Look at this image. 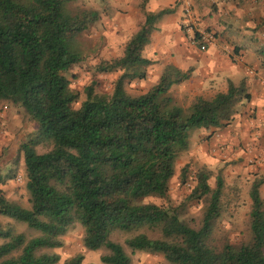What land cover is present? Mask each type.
<instances>
[{"label":"trees","instance_id":"1","mask_svg":"<svg viewBox=\"0 0 264 264\" xmlns=\"http://www.w3.org/2000/svg\"><path fill=\"white\" fill-rule=\"evenodd\" d=\"M77 1L0 0V101L22 106L38 124L20 144L28 206L6 200L0 191V216L33 235L0 225V264H57L59 255L52 251L75 224L83 227L87 249L105 250L102 264H131L125 247L131 254L161 253L169 264H264L262 179L248 194L250 241L239 246L227 242L218 249L211 243L224 187L220 174L211 187V172H196L187 199H206L196 227L181 218L178 207L143 201L166 195L193 129L227 126L238 105L250 101L244 82L228 80L223 92L196 95L184 109L168 90L188 73L169 64L145 92L127 94L124 81L144 78L152 63L143 49L154 21L168 12L161 9L145 13L122 57L99 66L122 71L112 92L96 94L87 85L85 99L74 108L78 94L65 73L83 57L77 36L98 17L93 9L72 8ZM259 54L264 72V46ZM37 145L46 149L37 152ZM120 234L127 236L123 244L113 240ZM82 256L63 264H80Z\"/></svg>","mask_w":264,"mask_h":264},{"label":"rangeland","instance_id":"2","mask_svg":"<svg viewBox=\"0 0 264 264\" xmlns=\"http://www.w3.org/2000/svg\"><path fill=\"white\" fill-rule=\"evenodd\" d=\"M72 8L93 9L98 14L97 19L76 38L82 52V60L69 67L65 73L69 88L78 94V99L72 104L77 108L86 97L84 87L87 85H90L96 94L112 92L113 85L122 71H100L99 66L105 61L122 57L124 46L143 23L146 12H156L161 8L169 9V7L166 0H147L145 3L143 0H78ZM163 17L174 18L172 12L163 15L154 22V28ZM169 33L172 38H176V30L172 29ZM182 33L184 35L183 31ZM157 53L163 54L159 49L154 52ZM258 56V63H255V56L247 59L246 62L236 57L238 60L233 59V62L240 63L245 67L244 70L254 68V72L260 71L261 76H264L260 54ZM153 63L155 62L152 60V63L145 68L144 78L124 81L123 88L127 94L143 93L156 83L158 79L152 70L157 65ZM162 70H159V75ZM192 84L194 82L190 84L188 81H183L172 85L168 90L175 102L184 109H188L195 98ZM263 85L261 89H264ZM246 103L238 105L237 113L227 126L204 128L201 133L194 136L191 131L186 150L180 152L174 162V175L169 180L166 195L143 199L147 202L178 207L181 218L196 227L200 223L206 204L204 197L187 199L196 184V172L203 167L209 170L211 175L208 181L211 187H215V177L220 174L224 187L220 194V214L211 235V243L218 249L227 242L239 246L250 241L248 215L251 203L248 194L251 184L257 178L264 181V116L257 115L255 111L254 124L252 114L246 110ZM37 129V122L22 106L9 100L0 101V191L6 200L22 207L28 206V191L20 144L32 137ZM219 129L226 130L219 133ZM45 149L41 145L35 146L37 152H43ZM184 168L186 174L182 177L181 171ZM260 196L264 203V182L260 186ZM8 223L14 225L17 232L25 233L28 237L33 235L24 224L0 216V225L5 226ZM83 233V227L75 224L62 237V247L52 251L59 255L57 264H63L77 254L83 255L80 264H102L99 256L105 250L87 249L83 244ZM126 237L124 234L114 235L113 240L123 244ZM125 251L131 256V264H169L161 253L136 251L131 254L127 247Z\"/></svg>","mask_w":264,"mask_h":264},{"label":"crops","instance_id":"3","mask_svg":"<svg viewBox=\"0 0 264 264\" xmlns=\"http://www.w3.org/2000/svg\"><path fill=\"white\" fill-rule=\"evenodd\" d=\"M191 1L198 27L212 31L216 37L215 44L201 51L197 43L189 42L179 29L181 13L178 3L166 0L169 9L161 8L168 10L163 15L172 12L174 18L163 17L156 24L148 44L144 46L143 56L152 59L155 62L153 65H157L152 70L157 79L159 70L169 64L181 72L187 71L185 82H194L191 86L194 87L193 96L211 98L226 89L228 80L235 85L243 81L251 96L246 103V110L252 114L255 124V111L257 115L264 116V89H261L264 76H261L260 71L255 73L254 68L244 70L245 67L240 63L233 62V55L245 62L255 56V63H258V55L264 46V0ZM172 29L176 30V38L170 36ZM157 49L163 54H154ZM202 129H194L192 136L201 133ZM225 130L219 129L218 132Z\"/></svg>","mask_w":264,"mask_h":264},{"label":"built area","instance_id":"4","mask_svg":"<svg viewBox=\"0 0 264 264\" xmlns=\"http://www.w3.org/2000/svg\"><path fill=\"white\" fill-rule=\"evenodd\" d=\"M178 3V7L181 13V19L179 22V29L184 32L186 39L193 43H197L199 50H207L210 45L215 44V34L207 29H201L197 25V20L192 10L191 0H175ZM236 61L238 60L234 56ZM234 59V60H235ZM249 73H252L249 71Z\"/></svg>","mask_w":264,"mask_h":264}]
</instances>
